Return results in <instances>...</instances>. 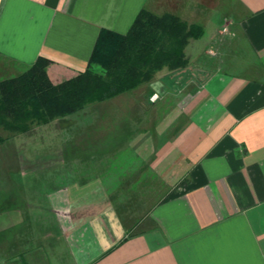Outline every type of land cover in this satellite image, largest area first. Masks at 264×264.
Returning a JSON list of instances; mask_svg holds the SVG:
<instances>
[{
	"label": "crops",
	"instance_id": "obj_1",
	"mask_svg": "<svg viewBox=\"0 0 264 264\" xmlns=\"http://www.w3.org/2000/svg\"><path fill=\"white\" fill-rule=\"evenodd\" d=\"M142 9L211 31L209 60L198 63L189 41L185 68L146 83L156 108L102 112L98 132L83 129L68 164L82 165V177L49 197L68 255L58 241H18L16 257L24 264L52 255L58 264H264V0H0V80L40 56L52 81L70 77L86 68L102 29L123 34ZM123 118L141 129L130 146L135 159L120 168L102 157L118 147Z\"/></svg>",
	"mask_w": 264,
	"mask_h": 264
},
{
	"label": "rangeland",
	"instance_id": "obj_2",
	"mask_svg": "<svg viewBox=\"0 0 264 264\" xmlns=\"http://www.w3.org/2000/svg\"><path fill=\"white\" fill-rule=\"evenodd\" d=\"M218 12L219 18L220 11ZM184 21L188 24L195 23L191 20ZM218 24L216 23L215 27ZM212 35L213 33L208 31L200 38L195 39L198 63L208 59L205 49L210 46ZM188 49L189 47L185 51L190 53ZM93 69L101 70L98 65H94ZM49 77L51 79V76ZM143 84L108 100L90 102L82 110L72 115L55 119L47 124H33L30 130L24 133H12L0 128V264H24L19 257H16L19 251L18 241H24L23 243L26 242L31 246H38L37 242L42 244L41 241L50 244L58 241L62 244L60 247L62 255L65 257L68 255V248L63 244L64 236L60 231V220L57 221V215L51 208L50 193L55 188L66 187L71 177H82V165L78 163L75 167L68 166V164L74 165L69 151L74 142L78 143L79 147L83 145V129L85 127H95L98 132L100 120L97 116L99 113L125 111L128 114L133 111L141 112L139 110L152 109L153 106L156 108L157 105H152L148 101L151 96L150 90L146 83ZM152 98L154 95L151 96ZM164 111V114L169 112L168 109ZM94 115L96 117L92 118ZM167 118H164L162 123ZM121 121L122 125L117 132L119 135L118 147L115 151L108 152L109 154L102 159L115 160L117 161L115 165L125 168L128 167L127 163L135 159V152L130 146L134 137L140 133L139 129L141 128L136 127L135 121L131 118H123ZM94 153L95 155L92 156L94 159L97 155L100 157L99 152ZM81 154L84 157L85 152L82 151ZM56 158L60 162L54 161ZM44 162H48L49 165L51 162H55V165L41 167ZM9 206L14 209L10 216L6 214ZM23 206L25 213L18 214V208H23ZM9 232H12L11 237ZM8 242L11 245L6 244ZM45 250L48 252L47 249ZM42 254L44 258L45 253ZM32 257L27 256L25 261L30 264L35 263ZM56 257L58 256H50L52 262L45 260V264H58L60 259L57 260Z\"/></svg>",
	"mask_w": 264,
	"mask_h": 264
},
{
	"label": "trees",
	"instance_id": "obj_3",
	"mask_svg": "<svg viewBox=\"0 0 264 264\" xmlns=\"http://www.w3.org/2000/svg\"><path fill=\"white\" fill-rule=\"evenodd\" d=\"M202 34L200 24L142 9L127 32L102 29L86 68L70 77L52 81L49 61L40 56L22 73L0 80V128L24 133L33 124L72 115L90 102L113 98L159 73L181 70L189 64L186 46ZM94 65L101 70H94Z\"/></svg>",
	"mask_w": 264,
	"mask_h": 264
},
{
	"label": "built area",
	"instance_id": "obj_4",
	"mask_svg": "<svg viewBox=\"0 0 264 264\" xmlns=\"http://www.w3.org/2000/svg\"><path fill=\"white\" fill-rule=\"evenodd\" d=\"M223 30H225V28H224ZM156 98H157V95H156V94H154V98H152V99L154 100V99H156Z\"/></svg>",
	"mask_w": 264,
	"mask_h": 264
}]
</instances>
